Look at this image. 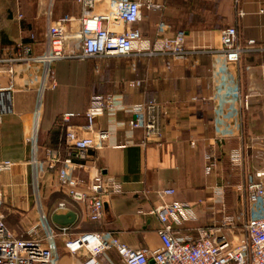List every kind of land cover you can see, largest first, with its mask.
Masks as SVG:
<instances>
[{
	"label": "crops",
	"instance_id": "0c3cea01",
	"mask_svg": "<svg viewBox=\"0 0 264 264\" xmlns=\"http://www.w3.org/2000/svg\"><path fill=\"white\" fill-rule=\"evenodd\" d=\"M153 1L163 9H142L134 27L149 43L182 32L187 60L133 53L59 60L47 67L30 59L46 51L50 23L63 16L77 21L80 5L76 0H0V161L14 163L11 171L0 174V213L14 238L28 240L29 230L39 225L40 208L58 236L56 264L85 262L86 252L71 254L64 242L89 233L116 238L131 249H159L160 224L148 211L163 204L158 193L167 190L174 195L166 203H185L196 215L195 221L176 228L179 236L196 238L198 228L233 217L245 205L241 186L264 172V0H241V18L234 0ZM227 28H235L237 44L245 49L235 64L224 63L220 53V33ZM76 32L75 23L69 37ZM74 45L69 40L67 48ZM230 91L237 95H227ZM104 95L122 102L94 125L110 137L101 150L89 152L86 168L73 171L84 185L94 170L122 184V194L100 208L76 203L59 191L46 150L65 156L67 127L87 137L79 130L86 125L83 115L93 97ZM152 102L161 106L162 137L141 146V131L130 130L131 108ZM69 113L78 117L63 125L61 117ZM34 135L33 154L28 140ZM238 145L243 148L242 168L229 159ZM209 151L217 169L205 175ZM260 210L255 212L260 215ZM66 213L74 215V224L52 222L53 215ZM61 228L67 229L66 236ZM38 235H43L40 229ZM102 259L103 264H123L115 250Z\"/></svg>",
	"mask_w": 264,
	"mask_h": 264
},
{
	"label": "built area",
	"instance_id": "2783aa9c",
	"mask_svg": "<svg viewBox=\"0 0 264 264\" xmlns=\"http://www.w3.org/2000/svg\"><path fill=\"white\" fill-rule=\"evenodd\" d=\"M81 7V16L75 21L63 16L50 23L47 31V49L39 58L30 59L49 66L54 61L101 60L115 57H129L133 53L145 56H162L174 60L185 61L188 51L185 49V36L182 32L174 37L157 36L152 43L143 40L134 26L141 18L142 9L159 12L161 4L153 0H76ZM236 15L241 18L243 11L238 9L241 0H234ZM78 26V32L69 37L68 29ZM119 28V29H118ZM69 40L75 42L74 47L67 48ZM221 56L224 63L239 62L245 49L237 44L235 28H227L220 33ZM254 46V41H248ZM26 53L28 50L25 51ZM3 61L0 60V63ZM97 71V67H96ZM226 84V81L222 83ZM53 88L55 85L53 84ZM236 96L237 92L227 95ZM122 107L121 99L114 95L95 96L91 99L84 113L86 125L79 128L80 133L67 127L64 142L66 154L63 158L56 151L46 150L48 167L56 169V183L59 191L67 198L86 205L102 208L113 197L122 194V184L113 177H103L99 170H94L84 185L73 176L76 168H86L85 162L89 152L99 151L109 139L106 130H95L96 120L105 111ZM157 103H145L133 106L130 130H140L141 146L154 143L162 137L163 126ZM75 114L61 117L64 125ZM33 154L36 151L35 135L28 140ZM213 152L205 155V175H211L217 169V160ZM234 167L242 168L244 163L241 145L233 148L229 154ZM14 163L0 161V174L11 171ZM264 172L254 174L241 186L245 197V205L231 218L223 219L212 227H200L196 230V238L179 236L177 227L185 222L196 220L193 209L185 203H166L165 198L173 196V190L162 191L158 197L163 204L151 208L149 216L156 217L160 227L158 236L161 247L157 250L131 249L116 238L106 239L99 234L89 233L74 240H66L64 248L71 254L86 252L88 259L80 264H103V255L115 250L123 264H264ZM85 187V188H84ZM221 194V191H218ZM260 207V215L255 209ZM59 210L64 209L61 203ZM39 225L29 230L28 240L14 238L5 224V217L0 213V264H56L57 234L51 231L46 222L44 212L39 208ZM43 235H38V230ZM66 236L67 229L61 228Z\"/></svg>",
	"mask_w": 264,
	"mask_h": 264
},
{
	"label": "water",
	"instance_id": "95a60500",
	"mask_svg": "<svg viewBox=\"0 0 264 264\" xmlns=\"http://www.w3.org/2000/svg\"><path fill=\"white\" fill-rule=\"evenodd\" d=\"M51 220L55 225L65 227L74 224V215L70 213L56 214L52 216Z\"/></svg>",
	"mask_w": 264,
	"mask_h": 264
},
{
	"label": "rangeland",
	"instance_id": "374dc122",
	"mask_svg": "<svg viewBox=\"0 0 264 264\" xmlns=\"http://www.w3.org/2000/svg\"><path fill=\"white\" fill-rule=\"evenodd\" d=\"M4 217H5V216H4ZM5 224H6V226H7L6 219H5ZM8 228H9V227H8ZM56 257H58V255H57Z\"/></svg>",
	"mask_w": 264,
	"mask_h": 264
}]
</instances>
